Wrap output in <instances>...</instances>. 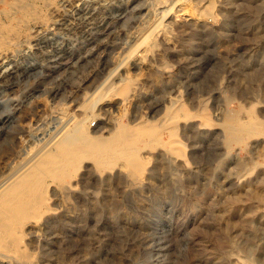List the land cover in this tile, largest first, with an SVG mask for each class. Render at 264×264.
<instances>
[{"label": "rangeland", "instance_id": "obj_1", "mask_svg": "<svg viewBox=\"0 0 264 264\" xmlns=\"http://www.w3.org/2000/svg\"><path fill=\"white\" fill-rule=\"evenodd\" d=\"M3 1L16 28L18 0ZM56 3L24 28L36 41L0 55V194L57 141H81L86 115L89 135L112 127L98 146L140 140L134 157L46 173L44 210L0 261L264 264V0Z\"/></svg>", "mask_w": 264, "mask_h": 264}, {"label": "bare ground", "instance_id": "obj_2", "mask_svg": "<svg viewBox=\"0 0 264 264\" xmlns=\"http://www.w3.org/2000/svg\"><path fill=\"white\" fill-rule=\"evenodd\" d=\"M56 1L57 0H31L28 3V2H25V0H18L17 1L18 3H16L17 10L15 12L14 17L9 16L8 14V18L10 19L12 18L13 20H15L18 23V26L16 28L15 27L8 28L7 21L5 19H0V55L6 53L7 47L9 45V42H11V40L15 38H19L20 36L22 37L27 36L26 40L29 43L31 41L30 38H33L32 41L33 40L36 41L35 37L33 36L32 37L30 36V38H28L29 34L27 35L24 33V32H27V31H24V28L28 29V28L36 26L35 22L37 21L38 17H39L38 21L41 24V23H45L47 21V18L50 15L59 13L60 9ZM34 6H38L36 11L31 10V8ZM34 12H36V14H33ZM83 13H84V16H88L90 14V11L86 9L83 11ZM37 15L38 17L36 19ZM15 68L16 66L14 67V69ZM0 75H1V66H0ZM122 84L119 88L117 87L118 90L116 92L118 96L125 97L130 86L128 84H123V85ZM89 117H92V116L89 115ZM89 117L88 115H86L80 120L81 126H82L80 128V131L85 132L83 133L84 136L81 141L79 140L78 143H74V142L72 143V141H69L68 138L67 139L62 138L63 140L57 141L56 143H54L53 145L54 147H52V149L49 148L47 151H45V153L43 152V154L38 158V160L35 161L34 166H32L31 168L32 171L29 169V171L27 170L26 172H24L22 175H20L14 181H12L3 190V192H1L0 194V248H3V250H5L6 252L14 254L18 251V246L20 245L21 240L23 239V236H22L23 229L21 228V225H20V223L22 222L20 220L24 219L22 217H24L26 214L31 213V212L37 213L42 208H44L43 205L46 204V202H45V199L42 198V196H40V190L43 186V182H44L43 180H45L44 175H47L46 173L52 174L54 176H56L57 174L59 175V173H64V172H68L69 174L70 172L68 171L69 169L72 170L76 168L84 160H91V159L99 158L100 161H102L105 164V162L107 163L110 161V158H112L113 155L118 154V156L116 157H119V155H125L126 157L135 156L136 153L133 154L134 147L136 146L138 140H140L139 139L140 137L136 139V138H130V137L129 138L122 137L123 136L122 135L121 137L113 141L105 142V144L98 146L97 145L98 140H100V138L102 139L105 136V134H110L112 132V127L110 126L105 127L102 133L100 134V136L98 137H94L92 136V134L89 135L87 133L90 130V129L88 130V127L90 126V125L88 126V123H90L88 122ZM208 121L203 122V123L210 124V122ZM163 126H167V127H164L161 130L156 129L158 132L156 134L158 136L163 137V135H167L168 133L174 132L177 127V115L176 114L172 116L170 115L167 118V120H165V122L163 123ZM119 129L121 130L120 127ZM122 129L125 133L132 128H129V129L127 128L128 130H125L126 126H123ZM145 130L146 129H144V131ZM171 146H172V149L173 148L177 149L180 147L179 142H177V140H174V139H173V142L171 143ZM113 158H115V156ZM17 217L19 218L16 219Z\"/></svg>", "mask_w": 264, "mask_h": 264}, {"label": "built area", "instance_id": "obj_3", "mask_svg": "<svg viewBox=\"0 0 264 264\" xmlns=\"http://www.w3.org/2000/svg\"><path fill=\"white\" fill-rule=\"evenodd\" d=\"M0 264H10V263H8L7 261L6 262L0 261Z\"/></svg>", "mask_w": 264, "mask_h": 264}]
</instances>
